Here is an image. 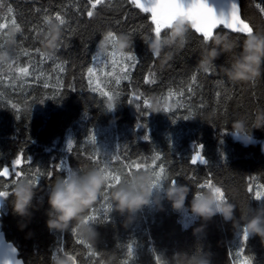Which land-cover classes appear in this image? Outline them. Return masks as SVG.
<instances>
[{"label":"trees","instance_id":"16d2710c","mask_svg":"<svg viewBox=\"0 0 264 264\" xmlns=\"http://www.w3.org/2000/svg\"><path fill=\"white\" fill-rule=\"evenodd\" d=\"M238 1L241 18L249 22L254 31L264 28V14L255 6L264 5V0ZM7 3L13 7L14 13L9 15L6 9L0 10V22L6 24L0 32L6 37L12 31L13 17L21 32L14 33L15 46L9 61L12 70L0 66V102L3 103L0 107V169H11V161L22 152V162L16 167L24 172L20 179H32V172L37 167L45 173L34 189V210L23 230L19 227L23 221L12 212L11 195L0 201V230L18 250L24 264H55L53 254L56 257L72 255L75 264H124L125 261L128 264H156L158 256L172 264L175 254H207L210 264H242L240 258L244 261L248 257L252 258L251 264H264V246L259 238L249 237L245 251L237 257L239 230L234 231L231 222H224L217 215L204 223L188 211L193 194L206 190L198 186L206 179L220 186L225 199L235 205L234 217L237 220L247 207L256 209L264 205V201L254 199L255 186L264 185V129L251 130L255 112L264 109V77L256 80L254 85H241L225 81L216 69L210 74L201 72L198 77L201 87H196L195 95L189 99L187 82L197 69L201 50L199 34L191 28L186 34L185 45L173 49L172 60L162 67L160 60L147 51L144 42V36L152 34L147 27H139L150 23L149 14L141 13L128 0H108L102 8L98 6L99 14L91 19L84 14L87 0H7ZM44 9H48V13ZM57 12H61L67 21L61 26L65 47L58 50L55 63L50 60L40 62L36 50L41 52L40 41L44 34L29 29L36 25L46 32L47 25L42 17L50 14L54 18ZM117 20L121 23L117 24ZM134 27L137 31L133 34V45L129 50L137 56L138 63L134 69H127L131 79L121 81L114 109L108 111L106 98L99 90L91 89L98 85L104 90L116 89L117 86L112 76H105L102 82H92L90 86L87 69L92 67V56L107 30L126 34ZM215 34H228L237 44L243 38V35L223 28L215 30ZM0 44L5 50L6 39H0ZM21 49H27L29 56H25ZM226 60V56H221L216 64H224ZM62 62L63 72L56 67ZM17 67L27 68L28 74L23 75ZM149 73H155L154 84L144 82L145 75ZM114 75H122V72L116 70ZM220 81L223 84L218 86ZM45 84L48 87H44ZM225 88L229 90L226 94ZM170 90L174 93L171 97L168 96ZM182 90L186 93L184 97L175 94ZM216 91L222 92L219 101L215 97ZM138 93L150 100L151 107L145 108L143 98L139 101L134 99ZM226 96L232 98L229 100ZM201 102L203 107H196ZM12 103L17 105L18 112ZM180 103L184 107L177 106ZM189 105L193 106V116L184 120ZM164 106L169 107L166 114ZM155 109L160 112L151 113ZM236 119H244L247 130L251 131L247 144L231 135V124ZM172 120L176 123L173 124ZM138 123L145 127H137ZM145 131L148 141L143 139ZM91 135H94L95 142L89 139ZM69 139L73 141L71 150L67 148ZM197 145H202L206 165L190 163ZM221 153L223 160L220 159ZM153 154L162 157L158 163H163L166 169L168 179L164 180L165 187L172 180L189 187L183 213L173 212L168 202L162 200V210L158 211L154 206L144 207L134 221L125 226L124 218L110 211L108 223L93 225L98 233L93 246L95 255H89L83 244L75 243L71 228L58 233L45 227L47 188L58 177L66 175L63 169L57 171L54 165L63 162L68 169L83 172L92 168L94 160L99 159L122 168L123 164L111 161L112 155L120 156L124 164L145 159L151 164ZM28 157L31 165L25 163ZM49 169L53 172L52 177L46 174ZM141 172L145 170L135 166L131 169V175ZM131 175L128 168L123 169L122 178L128 179ZM249 177L254 179L249 180ZM4 179L0 177V182ZM15 179L10 172L7 181L10 192L11 181ZM249 183L253 185L251 193L247 191ZM111 191L108 193L109 201ZM99 201L98 195L93 206L99 209L97 216L102 217L104 209ZM202 224L203 230L194 233V229ZM129 244L133 247L131 257L127 252Z\"/></svg>","mask_w":264,"mask_h":264},{"label":"clouds","instance_id":"9594fccd","mask_svg":"<svg viewBox=\"0 0 264 264\" xmlns=\"http://www.w3.org/2000/svg\"><path fill=\"white\" fill-rule=\"evenodd\" d=\"M191 24L180 17L171 23L167 31L160 37L152 35L146 44L147 51L153 58L160 60L161 66L168 64L173 58L172 50L183 45ZM62 36L61 26L49 23L41 42V53L51 56L55 53L57 42ZM6 49L0 52V66H7L11 60L12 50L15 46V35L9 31L6 36ZM133 40L125 33L116 34L105 41L104 37L98 42L97 52L104 53L110 46L117 54H126L132 48ZM226 56L224 64L217 65L216 61ZM210 67L217 70L225 81L231 84H250L264 77V28L244 35L237 42L228 34H215L210 36L201 47L197 69L206 72ZM114 109V108H113ZM160 112L159 109L151 113ZM166 114V113H164ZM252 129H264V109L257 110L252 118ZM251 132V131H250ZM244 119L233 120L231 135L244 144L251 137ZM154 177L150 171L132 174L126 182L119 184L110 193L112 213L124 218V225H130L136 214L144 207L154 206L162 210L161 201H167L173 212L185 211V200L189 187L185 184H167L161 181L159 188L153 187ZM106 183V177L96 168L86 171L72 169L63 177H58L47 188V219L45 227L50 232L63 233L70 228H76L78 238L85 244L93 247L97 242L98 233L93 224L84 222V215L97 201L101 189ZM33 185L28 179L15 183L11 190V208L15 216L20 218L21 230L27 227L34 210L33 198L36 195ZM236 207L227 200H222L218 191L208 188L203 192L193 194L188 205L190 214L202 222L210 221L214 216H220L224 222H231L234 231L244 232L248 238L257 237L264 246V205L252 209L247 207L246 212L237 220L234 217ZM203 230L194 229V233ZM55 264H71L67 257H57ZM165 264H168L165 261ZM172 264H210L207 254L187 256L175 254Z\"/></svg>","mask_w":264,"mask_h":264},{"label":"snow or ice","instance_id":"6c2138e0","mask_svg":"<svg viewBox=\"0 0 264 264\" xmlns=\"http://www.w3.org/2000/svg\"><path fill=\"white\" fill-rule=\"evenodd\" d=\"M108 2V0H87L86 9L84 10V14L87 15L88 18H92L94 15L99 14L98 6H101V8ZM128 3L131 4L134 8L138 9L141 13L149 14L148 19L150 20V23L147 25L141 24L140 28L147 27L148 31L155 35L156 37H160L164 34L163 30L170 27L171 23L175 21L177 18H184L186 19L190 24L192 30H194V33L199 34V43L200 46L203 47L204 43L209 40L210 36L214 35V29H216L218 26H223L224 29L230 30L232 33L240 34V35H247L251 34L254 29L250 25L249 22L245 21L241 18L240 15V8L237 3H233L231 5V11L227 19L223 15L217 17L213 10L207 6L205 0H191V3L188 4L187 7H184L180 0H128ZM261 12V14H264V5L262 4H256L255 5ZM6 9V13L11 15L14 13L13 7L7 3V0H0V10ZM36 12H39L40 9H35ZM45 13H48V9H44ZM43 23L45 25H48L49 23H57L60 26H63L67 23L64 15H62L61 12H57L54 16V18L50 14H45L43 17ZM117 24H120L121 21L117 20ZM6 24L0 22V29H5ZM11 28L13 33H19L21 32L20 25L18 24L17 20L13 17L11 20ZM39 31L45 35L46 32H44L43 29L37 28L36 25H33L32 28L29 29V31ZM70 31H74V29H70ZM137 31V29L134 27L131 31L126 33V35L132 39L133 34ZM8 34V33H7ZM117 32L113 30H107L106 34L104 35L105 41H108L110 38H113ZM7 36V35H6ZM149 35L144 36V41L147 42ZM0 39H6L5 34L0 32ZM42 42V41H40ZM185 45V40L183 42L182 47ZM65 47V36L62 34L60 40L57 42L55 53L51 56H45L43 53L39 52V49H37V53L40 57V62L44 61H55L58 59L57 52L60 48ZM4 51L3 44H0V52ZM23 54L25 56H29V52L27 49H21ZM101 56H105L108 59H105L101 61ZM92 60L99 63H105L108 64L109 60L111 63V67L113 69L112 73H106L109 76H112L115 85L117 86L116 89H109L104 90L103 88H100L99 85L97 88H92V91L99 90L101 92V95L106 98L107 100V110L112 111L114 108V101L119 96V90L118 86L121 84L122 80H129L131 79L127 69L132 68L134 69L136 67V64L138 63L137 56L133 54V51L129 50L126 54H117L114 51L110 50L106 51L104 53H95L92 56ZM9 71L12 70V65L8 64L6 66ZM33 67H35L33 65ZM56 67L61 71H65L64 68V62L60 64H56ZM117 67H120L122 75H114L115 69ZM17 70L22 73L23 75L28 74V69L25 67H17ZM215 69L213 67H210L206 72H202L204 74H210L214 72ZM87 72L89 74V85L91 86V75L93 73V68L89 67L87 69ZM201 71L196 69L193 71L190 75L189 81L187 82V89L186 93L189 99L192 98V96L195 95V88L201 87L198 81V77ZM39 78V77H37ZM145 84H154L156 82L155 79V73H149L148 75H145L144 77ZM59 83V81H58ZM218 86L222 85L223 82H217ZM255 82H253V85ZM44 87H48L47 84L44 85ZM74 90V89H73ZM229 90L225 88L224 94H226ZM183 90L175 93L176 95L180 97H184L186 94ZM174 95V93L170 90L168 93V96L171 97ZM222 96L221 91L215 92V97L217 98V101H219V98ZM143 97L141 94H136L134 99L136 101L141 100ZM232 97L226 96V99H231ZM132 101L130 100L129 103ZM159 103V100H158ZM143 104L145 108L151 107V102L148 98H143ZM11 106L19 111L17 105L15 103H12ZM177 106L184 107V104L180 103ZM0 107H3V103L0 102ZM192 105H189L187 108L188 115L183 116L184 120H189L193 116L192 111ZM196 107H203V102H201L199 105H196ZM137 109L139 111V104H137ZM163 111L167 113L169 111L168 106L163 107ZM143 115H147L148 113H142ZM225 115H227L226 106H225ZM19 117L17 116V119ZM173 124L176 123V120L171 121ZM137 127H145L144 124H137ZM90 140L95 142L94 135H91L89 137ZM143 139L145 141H148L149 137L147 135V132L145 131V134L143 136ZM73 147V141L69 139L67 141V148L71 150ZM99 152V150H97ZM23 158V153H19L15 156V158L11 161L12 168L9 167H3L0 169V177L5 178L4 182H0V201L7 200V198L10 197L11 192L9 191L10 184L7 182L9 178L10 172L14 174V176L17 178L15 180L11 181L12 188L14 187L15 183L22 180L20 179L22 176H24V172L22 170H17L16 166L21 164ZM220 159L223 160L224 156L223 153L220 154ZM162 160V157L159 154H153L151 159V164L147 163V160L145 159L143 162L141 160H133L128 164H124L121 160L120 156L118 155H112L111 161L112 162H119L120 164H123L122 168H116L114 167L113 163L109 162L108 160L101 161L99 159L94 160L93 167L98 169L105 177H106V183L104 187L101 189V192L99 194L100 197V204L104 209V213L102 217L97 216V212L99 211L98 208L95 206H92L90 208V211L86 212L84 215V222L89 224H95L97 222L99 223H108L110 220V216L108 213L110 212L111 208V202L109 201L108 193L109 191L113 190L114 185H119L123 182H126L127 179L122 178L123 177V169L128 168L129 169V175H131V169L133 166H135L136 169L143 168L145 171H150L154 177L153 180V187L159 188L160 183L162 180L168 179L166 174V169L163 163H158ZM25 163L31 165V159L28 157ZM190 163L191 164H207V161L202 155V145H197L194 151V154L190 157ZM103 164V166H100ZM55 169L57 171H61L62 169L70 173V169H68L67 165L63 162L60 164L54 165ZM44 171H42L39 167L35 169V171L32 172V179H29V182L33 185L34 188L38 186L39 178L44 175ZM48 177H52L53 172L51 169L47 170L46 172ZM254 178L249 177V180H252ZM173 184L176 183L175 180H172ZM198 186L200 189H208V188H214L216 191L219 192L220 197L222 200L225 199V192L222 190L220 186H216L214 182L211 179H206L203 183H198ZM256 191L254 199L256 201H264V185H256ZM247 191L251 193L253 191V185L251 183L247 186ZM199 193V192H198ZM98 199V198H97ZM247 208L245 209L246 212ZM72 235L76 237L75 243L76 244H83L84 248L88 249L89 255H95L96 253L93 250V247L83 243L77 236V230L76 228L71 229ZM248 236L242 232L239 231V246L236 248V255L237 257H240L242 253L245 251V246L247 242ZM59 243V241H58ZM62 250V249H61ZM14 251V250H13ZM127 252L128 255L131 257L133 254V247L132 244H129L127 246ZM57 257L55 254H53V259L55 260ZM67 258L72 261V264H75V259L72 255H67ZM252 258L248 257L244 259L243 264H251ZM15 264H20L19 261H15ZM103 264V262H101ZM124 264H128L127 261L124 262ZM156 264H165L163 259L161 257H157Z\"/></svg>","mask_w":264,"mask_h":264},{"label":"water","instance_id":"95a60500","mask_svg":"<svg viewBox=\"0 0 264 264\" xmlns=\"http://www.w3.org/2000/svg\"><path fill=\"white\" fill-rule=\"evenodd\" d=\"M180 2L184 7H187L188 4L191 3V0H180ZM205 2L207 6L213 10L217 17L223 15L225 19H227L230 14L231 5L233 3H237L239 5L238 0H205ZM219 28H223V26H218L216 29H214V31ZM225 30L231 32L228 29ZM15 261H19L20 264H24L22 259L19 258L18 250L12 243L5 239L4 234L0 230V264H15Z\"/></svg>","mask_w":264,"mask_h":264},{"label":"rangeland","instance_id":"374dc122","mask_svg":"<svg viewBox=\"0 0 264 264\" xmlns=\"http://www.w3.org/2000/svg\"><path fill=\"white\" fill-rule=\"evenodd\" d=\"M108 51L111 50L110 46L107 48ZM97 53V52H96ZM105 59H108L106 58L105 56H101V61L105 60ZM92 68H93V73L91 75V80L92 82L95 84L97 83V81L99 82H102L103 80V77H109V75H107L106 73H112L113 72V69L111 67V63H110V60H109V63L108 64H105V63H99L97 64L96 62H93V65H92ZM118 71V72H121V69L120 67H117L115 69V71ZM97 78V80H96ZM237 140V139H235ZM241 142V141H240ZM19 165H17L16 167H18ZM240 263L243 264V260L240 258Z\"/></svg>","mask_w":264,"mask_h":264},{"label":"bare ground","instance_id":"6f19581e","mask_svg":"<svg viewBox=\"0 0 264 264\" xmlns=\"http://www.w3.org/2000/svg\"><path fill=\"white\" fill-rule=\"evenodd\" d=\"M20 52V51H19Z\"/></svg>","mask_w":264,"mask_h":264}]
</instances>
